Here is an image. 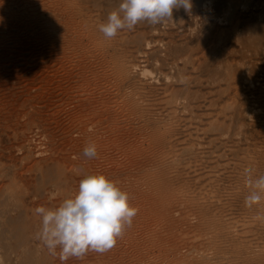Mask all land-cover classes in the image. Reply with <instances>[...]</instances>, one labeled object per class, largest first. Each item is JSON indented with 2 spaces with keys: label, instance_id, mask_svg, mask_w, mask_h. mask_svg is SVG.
<instances>
[{
  "label": "rangeland",
  "instance_id": "374dc122",
  "mask_svg": "<svg viewBox=\"0 0 264 264\" xmlns=\"http://www.w3.org/2000/svg\"><path fill=\"white\" fill-rule=\"evenodd\" d=\"M121 3L0 0V264H264V198L244 202L245 169L264 175V0L107 38ZM92 174L137 214L111 250L62 260L35 209Z\"/></svg>",
  "mask_w": 264,
  "mask_h": 264
},
{
  "label": "clouds",
  "instance_id": "9594fccd",
  "mask_svg": "<svg viewBox=\"0 0 264 264\" xmlns=\"http://www.w3.org/2000/svg\"><path fill=\"white\" fill-rule=\"evenodd\" d=\"M179 8L190 11L192 0H122L119 11L111 12L99 31L112 38L119 30L131 29L140 21L162 23ZM83 154L89 159L97 157L96 146H86ZM251 172L245 169L251 191L244 202L249 208L264 198V175L253 180ZM137 211L130 206L128 193L115 181L103 174L86 175L80 179L74 197L64 199L56 208L35 209L41 217L37 236L53 255L59 248L62 260L82 259L89 251L103 254L115 247L126 226L131 227Z\"/></svg>",
  "mask_w": 264,
  "mask_h": 264
}]
</instances>
